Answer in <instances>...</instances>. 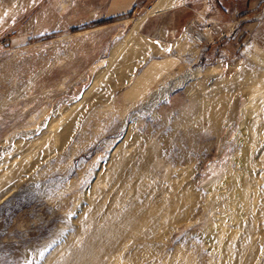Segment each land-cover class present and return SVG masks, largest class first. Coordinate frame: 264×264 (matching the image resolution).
I'll return each instance as SVG.
<instances>
[{"label": "rangeland", "instance_id": "374dc122", "mask_svg": "<svg viewBox=\"0 0 264 264\" xmlns=\"http://www.w3.org/2000/svg\"><path fill=\"white\" fill-rule=\"evenodd\" d=\"M197 4L0 0V264H264V0Z\"/></svg>", "mask_w": 264, "mask_h": 264}, {"label": "crops", "instance_id": "0c3cea01", "mask_svg": "<svg viewBox=\"0 0 264 264\" xmlns=\"http://www.w3.org/2000/svg\"><path fill=\"white\" fill-rule=\"evenodd\" d=\"M199 1L204 3L203 7H206L210 4H213L216 0H199ZM217 1L219 3L223 2L224 9L227 10L229 13L235 14L237 12L238 13L245 12L248 9V6L250 7L251 5L255 4L256 2H258L260 0H217ZM193 2H194L193 6H190V5L188 6V5H185L186 4L185 0H156V5L165 6L164 7L165 10H168L170 8H173V7H177V9H176L177 11L180 9L183 10L185 7H189L190 9H192L194 11V15H195L194 19H198V18H200L201 14H202L201 13L202 10H200L201 6H199L197 4L198 0H193ZM137 7H138V4H136V2L130 3V5L126 11L136 12ZM177 11H175V12H177ZM136 21L132 25L131 30L133 29V26L136 24Z\"/></svg>", "mask_w": 264, "mask_h": 264}, {"label": "trees", "instance_id": "16d2710c", "mask_svg": "<svg viewBox=\"0 0 264 264\" xmlns=\"http://www.w3.org/2000/svg\"><path fill=\"white\" fill-rule=\"evenodd\" d=\"M129 14V13H128ZM114 17H108V18H105V19H101L99 22H98V24H102V23H106V22H111V21H113L114 19H113Z\"/></svg>", "mask_w": 264, "mask_h": 264}, {"label": "bare ground", "instance_id": "6f19581e", "mask_svg": "<svg viewBox=\"0 0 264 264\" xmlns=\"http://www.w3.org/2000/svg\"><path fill=\"white\" fill-rule=\"evenodd\" d=\"M95 82V81H94ZM55 264H69V257L64 258L61 262H56ZM85 264V263H84ZM87 264V263H86Z\"/></svg>", "mask_w": 264, "mask_h": 264}, {"label": "built area", "instance_id": "2783aa9c", "mask_svg": "<svg viewBox=\"0 0 264 264\" xmlns=\"http://www.w3.org/2000/svg\"><path fill=\"white\" fill-rule=\"evenodd\" d=\"M153 8H154V5L152 4V3H150L148 6H147V11H151V10H153Z\"/></svg>", "mask_w": 264, "mask_h": 264}]
</instances>
